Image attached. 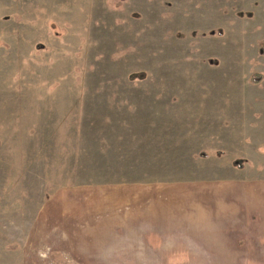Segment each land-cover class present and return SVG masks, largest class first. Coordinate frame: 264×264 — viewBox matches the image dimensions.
<instances>
[{"label":"rangeland","instance_id":"obj_1","mask_svg":"<svg viewBox=\"0 0 264 264\" xmlns=\"http://www.w3.org/2000/svg\"><path fill=\"white\" fill-rule=\"evenodd\" d=\"M263 43L264 0H0V264H113L95 188L192 179L176 264H264V218L226 231L205 196L264 182ZM144 243L113 252L172 264Z\"/></svg>","mask_w":264,"mask_h":264},{"label":"crops","instance_id":"obj_2","mask_svg":"<svg viewBox=\"0 0 264 264\" xmlns=\"http://www.w3.org/2000/svg\"><path fill=\"white\" fill-rule=\"evenodd\" d=\"M258 180H247L239 175L232 179L206 181L208 190L205 196L211 198L212 209H216L217 201L221 200L224 210L225 206L238 207L222 214L223 218L232 220L225 225L226 231L245 232L248 220L264 218V182ZM196 186L194 179L160 184L98 186L94 198L95 217L100 216L101 219L94 221L93 239L102 245L101 248L111 250L110 262L113 264L129 263L119 260L113 250L135 248L131 244L133 241H148L147 245L144 243L136 247L156 249V254L161 255L159 257L170 259L168 262L157 260L153 263H182L177 259L185 258L184 250L194 248V233L199 231L198 225H194V196H199L194 191ZM254 205L256 208L250 211L248 207ZM243 206H247L246 209ZM66 235L69 237V233ZM69 240L72 245L81 241L86 244L85 247L96 249L94 243H86L87 238Z\"/></svg>","mask_w":264,"mask_h":264},{"label":"trees","instance_id":"obj_3","mask_svg":"<svg viewBox=\"0 0 264 264\" xmlns=\"http://www.w3.org/2000/svg\"><path fill=\"white\" fill-rule=\"evenodd\" d=\"M260 54L263 55L264 54V43L260 44ZM237 163V162H236ZM239 167V166H238Z\"/></svg>","mask_w":264,"mask_h":264}]
</instances>
